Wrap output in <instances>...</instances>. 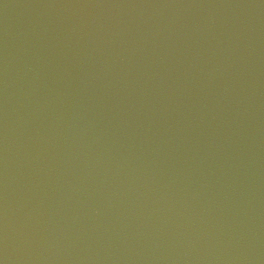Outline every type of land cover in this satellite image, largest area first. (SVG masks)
Masks as SVG:
<instances>
[{"label":"water","instance_id":"1","mask_svg":"<svg viewBox=\"0 0 264 264\" xmlns=\"http://www.w3.org/2000/svg\"><path fill=\"white\" fill-rule=\"evenodd\" d=\"M0 264H264V0H0Z\"/></svg>","mask_w":264,"mask_h":264}]
</instances>
